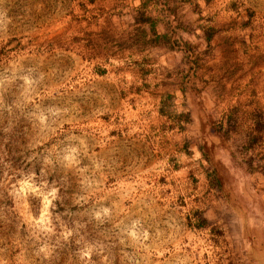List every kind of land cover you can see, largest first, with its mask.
<instances>
[{
	"label": "rangeland",
	"instance_id": "obj_1",
	"mask_svg": "<svg viewBox=\"0 0 264 264\" xmlns=\"http://www.w3.org/2000/svg\"><path fill=\"white\" fill-rule=\"evenodd\" d=\"M0 264H264V0H0Z\"/></svg>",
	"mask_w": 264,
	"mask_h": 264
}]
</instances>
